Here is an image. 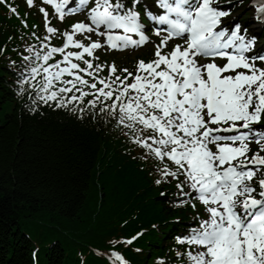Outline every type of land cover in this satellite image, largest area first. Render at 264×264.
<instances>
[{
  "label": "snow or ice",
  "instance_id": "obj_1",
  "mask_svg": "<svg viewBox=\"0 0 264 264\" xmlns=\"http://www.w3.org/2000/svg\"><path fill=\"white\" fill-rule=\"evenodd\" d=\"M241 3L26 0L42 28L22 32L19 60L9 58L22 109L40 113L44 105L111 124L143 163L138 170L156 186H174L169 203L190 209L171 260L155 264H264V45L227 19ZM248 7L264 28V0ZM67 17L76 18L68 27L54 23ZM147 47L148 58L131 69L101 55ZM107 255L110 264H130L120 251ZM31 256L40 264L39 249Z\"/></svg>",
  "mask_w": 264,
  "mask_h": 264
},
{
  "label": "trees",
  "instance_id": "obj_2",
  "mask_svg": "<svg viewBox=\"0 0 264 264\" xmlns=\"http://www.w3.org/2000/svg\"><path fill=\"white\" fill-rule=\"evenodd\" d=\"M16 25L0 11V45ZM9 58L16 53L7 48L0 55V264H32L34 249L40 264H110L114 249L130 264L165 257L182 213L138 170L121 133L60 109L23 110ZM139 231L133 245L110 244Z\"/></svg>",
  "mask_w": 264,
  "mask_h": 264
}]
</instances>
